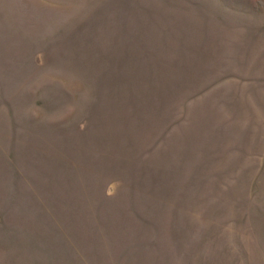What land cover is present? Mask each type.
<instances>
[{
  "label": "rangeland",
  "instance_id": "obj_1",
  "mask_svg": "<svg viewBox=\"0 0 264 264\" xmlns=\"http://www.w3.org/2000/svg\"><path fill=\"white\" fill-rule=\"evenodd\" d=\"M0 264H264V0H0Z\"/></svg>",
  "mask_w": 264,
  "mask_h": 264
}]
</instances>
